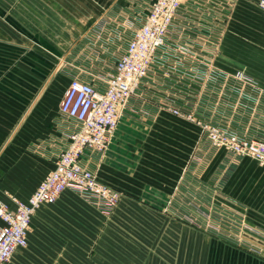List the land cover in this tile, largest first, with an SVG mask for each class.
I'll list each match as a JSON object with an SVG mask.
<instances>
[{
  "label": "crops",
  "instance_id": "crops-1",
  "mask_svg": "<svg viewBox=\"0 0 264 264\" xmlns=\"http://www.w3.org/2000/svg\"><path fill=\"white\" fill-rule=\"evenodd\" d=\"M210 1V11L202 13L192 0L183 2L158 53L156 83L130 98L105 152L87 148L81 156L100 181L120 191L114 216L66 189L37 209L27 246L16 248L8 264H264V256L224 234L209 231L197 256L176 248L180 238L174 235L176 224L188 227L175 216L205 225L212 206L236 208L250 224L264 227L263 165L250 157L234 163L196 123L190 157L167 168L155 162L176 124L177 115L161 102L169 89L189 94L200 116L229 121L240 134L261 133L264 100L253 113L255 98L241 97L224 74L244 70L264 86L262 0ZM149 2L0 0V199L8 206L16 207L14 198L26 200L55 167L62 135L73 129L59 118L69 73L90 68L95 76L83 77L104 90L101 76L114 70ZM98 23L108 40L103 48L90 45ZM184 43L191 47L188 55L176 50ZM190 239L182 238L183 245Z\"/></svg>",
  "mask_w": 264,
  "mask_h": 264
},
{
  "label": "built area",
  "instance_id": "built-area-1",
  "mask_svg": "<svg viewBox=\"0 0 264 264\" xmlns=\"http://www.w3.org/2000/svg\"><path fill=\"white\" fill-rule=\"evenodd\" d=\"M185 0H150L147 15L142 25L136 28L128 40L126 50L120 54L114 70L101 76L106 87L100 90L91 79L90 68L78 67V72L69 73L70 83L59 107V118L68 122L73 129L62 135L63 149L55 162V167L44 177L26 200L14 198L16 207L11 208L0 199V264H8L18 247L28 244V232L32 217L44 203H54L66 189L79 192L87 201L104 214H109L118 204L119 190L103 183L95 171L80 161L84 151L89 148L100 152L108 149L128 101L142 94L143 87L156 83L158 53L167 44L168 36L174 26ZM197 11L209 12L210 0H192ZM264 7V0L260 2ZM224 20L219 19V23ZM199 28L198 25L195 26ZM184 27L180 26V30ZM92 47H106L104 24L93 28ZM176 50L188 55L191 47L179 44ZM99 49L96 53H99ZM210 78L215 74L208 75ZM225 81L234 80L239 95L255 98L253 113L257 114L260 101L264 100V86L244 70L224 74ZM188 92V91H187ZM254 92V93H253ZM185 95L166 90L161 98L162 106L177 116L196 123L210 142L230 153L234 163L243 157H250L264 166V111L257 126L259 135L249 136L238 133L230 122H217L213 116L197 114ZM233 107H237V103ZM206 230L231 238L239 247L254 254L264 256V227L250 224L246 215L233 207H216L205 214Z\"/></svg>",
  "mask_w": 264,
  "mask_h": 264
},
{
  "label": "rangeland",
  "instance_id": "rangeland-1",
  "mask_svg": "<svg viewBox=\"0 0 264 264\" xmlns=\"http://www.w3.org/2000/svg\"><path fill=\"white\" fill-rule=\"evenodd\" d=\"M64 54L65 52H63V54H58L59 56L56 57V59L59 57L58 63L60 61V57L62 58ZM58 63L56 62V67ZM174 118H175L177 125L180 124L182 126V123H186L189 126H191V128L189 131H186V130L181 131V127L175 124L173 127L175 128V130L171 128V130L167 133V138L169 141L168 145L160 146V149L158 150V155L156 157L157 161H155L160 166L164 165L163 166L164 168L171 167V165L179 159H182L183 161V160H186V158L190 157V155L194 151L193 148L196 145V143L194 142L195 136L197 135V132L199 133V129L194 125L195 124L194 122L189 121L186 118L181 117V116H174ZM179 121L182 123H178ZM179 128H180V131L178 130ZM172 140L176 141V143H174V146H172L173 143L170 142ZM117 206L109 214H106V215L113 217L116 212ZM175 219L188 224V227H185V229L183 228V226H179L177 224L175 225L174 235L177 238V240H179L178 238H180V240L178 241L180 242V245H176L175 247L179 249H183V247L187 248V251L189 250L191 251L192 254H195L197 256L199 254V251H201L204 247L203 237L210 236L209 230H206V228L203 227L201 224L192 222L190 220H186V218H180L178 216H175ZM186 237L191 238L189 245H186V244L183 245V242L181 240L182 238H186ZM203 251L204 250H202V252Z\"/></svg>",
  "mask_w": 264,
  "mask_h": 264
}]
</instances>
